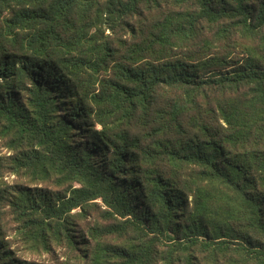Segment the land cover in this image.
Listing matches in <instances>:
<instances>
[{"label": "trees", "instance_id": "trees-1", "mask_svg": "<svg viewBox=\"0 0 264 264\" xmlns=\"http://www.w3.org/2000/svg\"><path fill=\"white\" fill-rule=\"evenodd\" d=\"M0 264H264V0H0Z\"/></svg>", "mask_w": 264, "mask_h": 264}, {"label": "rangeland", "instance_id": "rangeland-1", "mask_svg": "<svg viewBox=\"0 0 264 264\" xmlns=\"http://www.w3.org/2000/svg\"><path fill=\"white\" fill-rule=\"evenodd\" d=\"M3 151H5V149H3ZM6 180L9 182H21V183H30L33 184L29 181L28 177L25 175H9ZM37 183V182H36ZM35 185V184H34ZM38 185H42V186H49L51 188H57V184L55 183V179L51 178L49 180H40L38 181ZM96 218L95 213H89L88 215H86V217L84 219L89 220L88 222H80V227L79 229L83 230L84 228H86L87 224L89 222H93V220ZM5 222L9 228L8 232L11 236V240L15 241V236L13 235V231H12V227H14V224L11 222L10 219L6 218ZM13 236V237H12ZM61 241L56 240L54 237L50 239L48 247L44 248V246L39 245V249L36 250L35 248L33 249L31 246H25L24 244H21V253L22 256H26L27 258H34V259H47L50 257V254L46 253V250L49 248H52L54 250H57V252L60 254L61 252H63V248H61ZM14 248H17V245L15 242L13 243Z\"/></svg>", "mask_w": 264, "mask_h": 264}]
</instances>
